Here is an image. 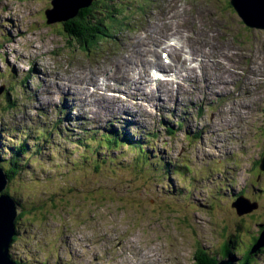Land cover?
Masks as SVG:
<instances>
[{"label": "rangeland", "instance_id": "obj_1", "mask_svg": "<svg viewBox=\"0 0 264 264\" xmlns=\"http://www.w3.org/2000/svg\"><path fill=\"white\" fill-rule=\"evenodd\" d=\"M94 1L83 18L91 29L109 28L111 0ZM112 4L128 7L118 16L122 24L113 22L111 37L84 48L69 41L62 21L46 22L50 0L0 2V167L10 165V148L27 146L20 172L5 188L24 211L15 221L12 259L195 264L201 247L221 259L225 239L235 240L231 251L240 250L239 256L264 224V171L256 164L264 155V30L245 26L226 0ZM143 41L173 71L166 44L180 42L174 61L192 72L186 80L174 72L160 77L172 78L173 87L176 80L183 83L188 99L181 89L175 97L137 104L129 94H117L125 109H101L97 120L71 107L72 98L88 107L97 102L101 90L91 92L84 83L96 85L100 71L119 67L116 62ZM201 71L218 91L207 98L189 94ZM123 77L119 71L117 78ZM110 127L127 134L132 150H111L99 141L108 151L89 140L105 137ZM239 194L257 208L237 215L232 201ZM256 258L250 264H264V252Z\"/></svg>", "mask_w": 264, "mask_h": 264}, {"label": "bare ground", "instance_id": "obj_2", "mask_svg": "<svg viewBox=\"0 0 264 264\" xmlns=\"http://www.w3.org/2000/svg\"><path fill=\"white\" fill-rule=\"evenodd\" d=\"M64 3L65 1L63 0L64 10H66V8L68 7V1L65 3V5ZM178 34L182 35V32H178ZM169 40L178 41V39L175 38ZM143 42L144 43L142 45L140 44V48L131 51V53L124 57L123 60L116 62L118 63L119 67L117 66V64H112L113 66L110 68V71L107 69L103 72V74L100 71L98 82L96 83V85L90 84V80H88V84L84 83L87 86V89L91 92H95L94 90H98V88L101 90L102 95L97 102L92 103V105L90 104V106L88 107L87 105L82 104L80 100L71 97L73 100H75V105H78L80 115H85L86 117H89L91 119H96V117L98 116L95 110L96 108H106L112 111L125 109V107H122L123 109H121V106L116 103L115 99L117 94H129L133 97H139L141 99L148 100L154 95L155 91L162 93V95L164 96L171 95L173 97L177 95L178 89H181L185 92V89H183V83H180L178 80H176L177 85L176 87H173L172 78L163 79L160 77V75L167 76L170 75L171 72H174L176 77L180 78L181 80H186L187 76L192 72V68L189 65H183L182 63L180 64L179 62L174 61L178 54V50L182 51L180 42L174 43V45L166 44V47L168 48L166 57H168V60L172 62L175 71L170 68V62L166 64L165 62H162L160 58L155 56L156 48L147 50V43L145 41ZM159 44H161V41L156 40L155 45ZM140 50L142 53H140ZM134 54L136 55L135 57H133ZM149 54L150 56H152V59L148 58ZM130 58H132V60L128 61ZM114 60L115 59L110 61V63H113ZM127 63L130 64L127 65ZM149 67H152L154 69L153 74L150 71ZM119 71L124 75L122 79L117 78V73ZM198 75L201 78L197 80L191 79V81L194 82V88L189 94L193 96L201 95L202 97L207 98L212 92H218L217 90H212V82L207 79V73L201 71ZM100 77L104 78L100 79ZM80 83H82V81H80ZM219 84L225 86L227 83L224 81V83ZM224 86L223 89H225ZM90 87H92V89H90ZM108 90H110L113 94H108ZM187 94L188 93L186 92L184 94V98L186 99H188ZM103 95L105 96L102 97ZM64 99L69 100L70 98L67 99V95H64ZM211 100L212 99L210 98V101ZM245 101L246 100H241L238 105L244 106Z\"/></svg>", "mask_w": 264, "mask_h": 264}, {"label": "trees", "instance_id": "obj_3", "mask_svg": "<svg viewBox=\"0 0 264 264\" xmlns=\"http://www.w3.org/2000/svg\"><path fill=\"white\" fill-rule=\"evenodd\" d=\"M1 1L2 0H0V2ZM97 1H104V0H97ZM114 1L115 0H111L110 8H108L109 12L106 14L107 20L112 21V22H110V21L107 22V23H111V25L108 26L109 28L103 27L102 25H100L101 28H100V26H98V28L91 29L90 26L92 24H89V22H86L85 19L88 18V13L90 12V8H92V6L95 4L94 0L92 1V3L89 6L83 7V8H79L77 10L76 16H74L72 18H69L66 21H62L61 25L65 28L66 31H68V32H65V33L70 38L69 41H73L72 43L74 45L80 44V46H82V47H84V45L87 46L88 43L92 44L93 48L98 46L99 45L98 42L100 40L105 39V37H107L109 35V33H111L110 30L114 26L113 22L116 25H121L122 24L123 19L122 18H118V16H119V14L121 13L122 10L124 11L125 9L128 8L126 6L121 7L118 4H112V3H114ZM226 3L228 5V7H230V4H229V2L227 0H226ZM231 9L233 10V8H231ZM233 12H234V10H233ZM84 13H85V19L83 18V14ZM96 21H97V18L92 23H96ZM108 37H111V35H109ZM115 47H116V44H115ZM107 56L105 57L106 60H107ZM103 62H105V61H101V63H103ZM95 66H96V64H95ZM257 114H258V111H257ZM263 115H264V111H263ZM110 128H111L110 132L108 134H106L105 137L101 136L100 139H97L96 137L93 136V137L89 138V140L90 141L98 140L95 146L98 147V148L99 147L100 148H104L105 150H108V149H106L104 146L98 144L99 141L102 142L104 139H105L104 141L106 142V145L108 147L112 146L113 149H111V150H116V149H119L121 147H127V145L133 147V144L131 143V139L127 137V134L125 132H122V131H119V130H115V129H113V127H110ZM166 130L169 132L171 130V128L167 127ZM92 146H93V144H92ZM92 146H91V148H92ZM127 148H129V147H127ZM129 149L132 150V148H129ZM10 150H11V153H12V155H10V158L8 160V163L10 165H8V167L4 169V172H5L6 176H7L8 181L12 180V178L16 174H18L20 172V168H21V166H20V156L25 153V151L27 150V146L25 144L21 143L17 147L10 148ZM94 151L95 152H92V153L95 154L94 158H96L97 161H98L99 160V158L97 156L98 150L96 149ZM108 151H110V150H108ZM143 152H144V150L139 148L137 153L140 156V154L143 153ZM120 156H123V155L120 154ZM106 158L103 157L101 161L102 162L105 161ZM259 162H260V159L256 162V164H258V169H260L259 168ZM163 163L167 164L165 162H163ZM96 165H99V164H96ZM109 171H112V170H109ZM258 171H261V170H258ZM3 192L7 193L6 189H4ZM239 195H243V194H239ZM23 214H24V211L21 210L20 213L18 214L17 218L19 216H22ZM17 218H16V220H17ZM262 225H264V224H260L257 234L255 236L253 235L251 237L250 245L248 247L247 246L245 247L247 249L245 251H242V254H240L239 256L235 255L238 258L241 257V258L237 259L238 264H250L253 261L257 260L256 255L260 251L264 252V245L261 248L257 249L255 252H253V253L250 252L252 246L258 241L260 232L263 229ZM15 230H16V227H15ZM16 232H17V230H16ZM16 236H17V233H15V236H14V238L12 240V243H13L14 240H16ZM232 241H235V240L233 239V240L227 241L225 239L223 241V243L221 245V248H220V250L222 252V257L221 258H223L225 256L232 255V253L233 254H239L240 250L231 251V247H232L231 243H233ZM223 246L228 247L229 251L224 250ZM14 261L17 264H20L18 261H16V260H14ZM217 261H218L217 257H215L214 255H211L208 252L204 251L202 249V247L198 248L196 250V254L194 256L195 264H216Z\"/></svg>", "mask_w": 264, "mask_h": 264}, {"label": "water", "instance_id": "obj_4", "mask_svg": "<svg viewBox=\"0 0 264 264\" xmlns=\"http://www.w3.org/2000/svg\"><path fill=\"white\" fill-rule=\"evenodd\" d=\"M68 7L64 10L63 0H50V8L45 11L47 23L66 21L76 16L79 8L89 6L93 0H64ZM234 12L243 24L250 28L264 30V0H228ZM64 3V5H65ZM3 87H0V93ZM179 102H176V105ZM259 168L264 171V155L260 158ZM8 183L4 170L0 167V264H17L12 259L9 249L15 236V220L20 213V206L9 194L3 192ZM237 215L249 213L257 208V202L250 201L244 195H237L232 201ZM258 241L250 252H255L264 245V225ZM216 264H238L237 257L232 255L219 259Z\"/></svg>", "mask_w": 264, "mask_h": 264}, {"label": "flooded vegetation", "instance_id": "obj_5", "mask_svg": "<svg viewBox=\"0 0 264 264\" xmlns=\"http://www.w3.org/2000/svg\"><path fill=\"white\" fill-rule=\"evenodd\" d=\"M247 198V197H246ZM249 199V198H248ZM251 201V200H250ZM256 202V201H255ZM223 248H224V250H227V251H229V248L228 247H226V246H223ZM223 250V251H224ZM262 253V251H260L257 255H256V257L259 255V254H261ZM239 258H241V257H239Z\"/></svg>", "mask_w": 264, "mask_h": 264}]
</instances>
